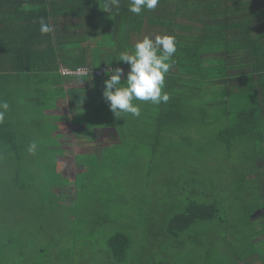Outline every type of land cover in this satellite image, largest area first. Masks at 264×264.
I'll use <instances>...</instances> for the list:
<instances>
[{"label":"trees","instance_id":"1","mask_svg":"<svg viewBox=\"0 0 264 264\" xmlns=\"http://www.w3.org/2000/svg\"><path fill=\"white\" fill-rule=\"evenodd\" d=\"M106 2L0 0V92L4 86V83L1 86V78H17V83L23 86V97L11 92L5 98L9 110L4 122L0 123V158L10 160L8 155L15 152L14 156L20 161L22 140L37 137L29 133L28 126L40 125L44 121L41 116H46L50 122L61 121V116H48L44 112L56 109L62 98L70 105L71 116L66 118L71 124L87 129L115 128L118 139L114 142L119 145L129 141V137L146 123L152 125L148 134L154 138L162 130H168L169 124L187 125L188 116L194 115L196 109L206 116L208 124L218 128L219 141L231 144V140H240L252 147L253 155L242 162L253 165L227 168L244 170V177L238 180L245 184L252 182L250 190L245 188L240 193L241 197H252V205L248 204L243 217L250 218L257 210H264V0H159L154 10L145 9L139 15L128 11L129 0H119V6H110L108 12L104 10ZM42 17L53 28L47 35L39 31ZM165 34L176 38L177 48L173 57L175 63L165 76L163 89L170 99L159 105L134 101L141 110L139 117L131 114L115 117L103 97L104 81L108 78L105 73L109 68H122L123 84L129 66L118 60L119 54L126 50L131 53L134 44L144 36ZM63 69L106 71L99 76H64ZM179 77L200 84L196 88L176 83L175 78ZM236 78H249V85L239 90L249 89L252 93L237 97L228 88L222 98L207 100L202 97L207 85L219 81L234 85ZM72 80H85L89 85L66 93L64 86ZM32 105L40 106L38 113L32 110ZM30 112L34 114L29 116ZM45 123L42 125L46 130L39 137L56 132L52 124ZM59 153L55 150L52 159ZM225 158L230 161L223 160ZM207 161L236 163L231 161L230 155L209 157ZM229 183L223 181L226 186ZM203 194L204 198L211 197L206 190ZM230 206L228 200L219 196L210 201L188 200L181 212L168 219L165 228H148L149 237L143 242L145 249L135 246V241L124 232H115L105 241V246L116 262H123L128 253L131 264H177L175 258L171 261L168 245L171 239H179L189 229L211 223L214 224L212 229H231L232 238L242 235L245 230L241 226L242 217L235 221L221 218V210L230 211ZM45 207L50 211V204ZM44 225L41 227L49 226ZM230 225L232 228L226 227ZM153 239L162 248L160 251L151 243ZM147 242H150L149 247H146ZM162 243L166 245L162 247ZM71 246L77 248L75 242ZM226 247L227 244L215 243L209 251H224ZM38 264L54 262L45 259ZM215 264L220 263L216 260Z\"/></svg>","mask_w":264,"mask_h":264},{"label":"rangeland","instance_id":"2","mask_svg":"<svg viewBox=\"0 0 264 264\" xmlns=\"http://www.w3.org/2000/svg\"><path fill=\"white\" fill-rule=\"evenodd\" d=\"M88 85L80 80L65 91ZM32 110L38 113L40 106L32 105ZM70 113L69 103L62 98L49 113L63 118L50 122L56 132L39 137L46 130L42 124L50 120L41 116L40 125L28 126L37 137L22 140L21 160L15 152L8 155L10 160L0 158V264H38L45 259L54 264H131L128 253L123 262L108 254L105 241L115 232H124L135 246L145 249L148 228H165L188 200L225 198L231 206L230 211L221 210V218L234 221L248 209L252 197L240 193L250 190L252 182L238 180L244 170L227 167L253 165L242 162L253 155L252 147L240 140L219 141L218 128L208 124L202 112L194 109L187 125L169 124L155 138L148 134L152 125L142 124L137 130L141 135L134 132L120 145L114 142L115 128L74 125L66 118ZM104 140L114 143L104 145ZM32 141L38 144L34 155L27 151ZM55 150L61 151L52 159ZM217 155H230L236 163H208L209 157ZM224 180L230 181L228 186ZM202 188L210 198H204ZM44 224L49 226L42 228ZM151 243L156 251L162 249L154 239ZM146 244L149 247L150 242ZM168 248L171 261L177 258L181 264V258L174 256L189 245L178 246L174 239Z\"/></svg>","mask_w":264,"mask_h":264},{"label":"clouds","instance_id":"3","mask_svg":"<svg viewBox=\"0 0 264 264\" xmlns=\"http://www.w3.org/2000/svg\"><path fill=\"white\" fill-rule=\"evenodd\" d=\"M159 0H129L128 11L139 15L145 9L154 10ZM110 6H119V0H107L104 10L109 11ZM39 31L47 35L53 28L42 17L39 21ZM176 38L171 35L144 36L138 40L133 51L127 50L119 54V61L126 62L129 66L126 78L121 81L124 70L120 67L109 68L105 73L108 78L104 81L103 97L113 115L121 118L122 114L140 116V107L134 101L151 102L159 105L167 103L169 94L163 91L165 76L175 63L173 57L176 53ZM9 110L7 101L0 100V123L5 120ZM38 144L32 141L28 145V153L35 154Z\"/></svg>","mask_w":264,"mask_h":264},{"label":"crops","instance_id":"4","mask_svg":"<svg viewBox=\"0 0 264 264\" xmlns=\"http://www.w3.org/2000/svg\"><path fill=\"white\" fill-rule=\"evenodd\" d=\"M1 79V86H3V83L4 86L3 91L0 92V99L8 101V99L5 100V98L10 96L9 94L11 92L19 98L23 97V94L21 93L23 86H20L21 82H18L20 84L17 83V78ZM248 79L249 78H236L235 81L237 82L234 85L228 84V81H219L214 85L209 84L204 88L202 97L207 100L222 98L225 96L224 94L228 88L234 92L233 96L245 97L248 93H252V90L244 89L243 91H240L239 89L245 88L249 85ZM183 80L184 78H175L176 83L187 84L195 86L196 88L200 84V82L195 80ZM76 82L80 81L72 80L71 82H67L64 86L65 90ZM12 89H14V91H11ZM35 97H37V95H35ZM212 103L215 104L216 102L212 101ZM49 113L50 109L44 112L45 115L50 116ZM48 122L50 124V120ZM104 141H106L103 142L105 143L104 145L112 143V140ZM224 157L225 156L222 158ZM226 159L228 162L230 161V158H225L223 160ZM228 183L229 181H225V184ZM226 194L230 196L229 189L226 190ZM227 221H231V219H228ZM241 222V226L245 230L241 233V236L239 235L234 238L230 235L231 229H212L211 227H214V224L211 223L205 224L206 226L201 224L200 226L189 229L177 239L178 246L181 242L188 244L189 248L184 250V252H178L175 257L181 258L183 261L181 264H215L216 260L220 264H264V210H257L250 218L242 216ZM235 225L236 224L226 227H234ZM221 232L222 235L220 234ZM215 243H224L227 244L228 247H226L224 251H209L211 245ZM196 247H198V249L194 250ZM183 248H185V246ZM176 260L178 261L177 258ZM177 264H180V262L178 261Z\"/></svg>","mask_w":264,"mask_h":264},{"label":"built area","instance_id":"5","mask_svg":"<svg viewBox=\"0 0 264 264\" xmlns=\"http://www.w3.org/2000/svg\"><path fill=\"white\" fill-rule=\"evenodd\" d=\"M106 70H100V71H88L87 69H77L75 71H70L69 69H63L62 70V74L64 76L66 75H76V76H84V75H95V76H99L102 72H105Z\"/></svg>","mask_w":264,"mask_h":264}]
</instances>
